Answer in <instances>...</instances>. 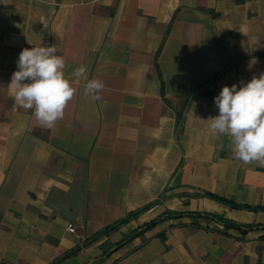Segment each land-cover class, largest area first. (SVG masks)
<instances>
[{
  "label": "crops",
  "instance_id": "obj_1",
  "mask_svg": "<svg viewBox=\"0 0 264 264\" xmlns=\"http://www.w3.org/2000/svg\"><path fill=\"white\" fill-rule=\"evenodd\" d=\"M39 46H56L77 89L52 128L9 88L20 52ZM81 65L101 100L72 75ZM261 73L264 0H0V264L77 248L58 264H264V229L191 216L116 248L164 214L264 225L263 210L223 201L264 207V165L209 129L221 89Z\"/></svg>",
  "mask_w": 264,
  "mask_h": 264
},
{
  "label": "clouds",
  "instance_id": "obj_2",
  "mask_svg": "<svg viewBox=\"0 0 264 264\" xmlns=\"http://www.w3.org/2000/svg\"><path fill=\"white\" fill-rule=\"evenodd\" d=\"M56 53V46L23 49L9 85L15 105L32 110L40 125L47 128L63 119L68 103L77 93L65 76L64 58ZM86 73L87 68L81 65L72 75L87 80L86 96L101 100L104 82L97 78L88 80ZM214 103L219 114L210 118V131L231 138L234 159L243 164L264 165V73L239 88L235 84L224 86Z\"/></svg>",
  "mask_w": 264,
  "mask_h": 264
},
{
  "label": "trees",
  "instance_id": "obj_3",
  "mask_svg": "<svg viewBox=\"0 0 264 264\" xmlns=\"http://www.w3.org/2000/svg\"><path fill=\"white\" fill-rule=\"evenodd\" d=\"M223 201L226 202L233 209H248V210H252V211H259V210H263L264 211V207H261V206L253 207V206H247V205H240V204L234 203L232 201H227V200H223ZM136 216H137V214H132L131 216H129L128 218H126L124 220V223L128 222L131 218L136 217ZM185 216H191V217H195V218L211 219V220H214V221L222 224L226 228L239 229V230L242 231V233H248V232L253 231V230L264 229V225H256V226L242 225L240 223L227 220V219H225V218H223L221 216H218V215H215V214H211V213H206V212L190 213V214H185V213L164 214L162 217H159L156 220L148 222V223L144 224L143 226H141V227L135 229L134 231H132L127 236V238L125 240H123L121 243H119L117 245L116 248L117 249L121 248L122 246H124L128 242L134 240L135 238L139 237L140 235L144 234L145 232L155 228L160 222H162L167 217L182 218V217H185ZM106 230L109 231V228H107ZM80 250H81V248H77V249L73 250L72 252L64 255L62 258L57 260L55 262V264H58L59 262H62V260H65V259L69 258L70 256H73V255L77 254ZM105 256H106V254L100 260L104 259Z\"/></svg>",
  "mask_w": 264,
  "mask_h": 264
},
{
  "label": "water",
  "instance_id": "obj_4",
  "mask_svg": "<svg viewBox=\"0 0 264 264\" xmlns=\"http://www.w3.org/2000/svg\"><path fill=\"white\" fill-rule=\"evenodd\" d=\"M193 90H194L193 87H189V88H187V91H188V92H187V94L185 95V101L188 100V97H189V95L192 93ZM122 224H123V221H120V222L114 224L112 227L109 228V231H111L113 228H118V227H120ZM104 234H105V232L102 233V234H100V235H97V236L93 237L92 239L88 240V241L84 244V246H87V245H90V244L94 243V242L97 241L100 237H102ZM62 261H63V260H62Z\"/></svg>",
  "mask_w": 264,
  "mask_h": 264
},
{
  "label": "built area",
  "instance_id": "obj_5",
  "mask_svg": "<svg viewBox=\"0 0 264 264\" xmlns=\"http://www.w3.org/2000/svg\"><path fill=\"white\" fill-rule=\"evenodd\" d=\"M69 230H70L71 232L74 231V227H73V225H69Z\"/></svg>",
  "mask_w": 264,
  "mask_h": 264
}]
</instances>
